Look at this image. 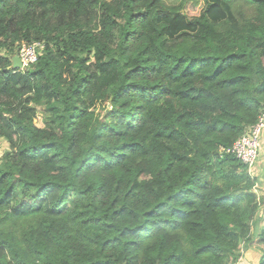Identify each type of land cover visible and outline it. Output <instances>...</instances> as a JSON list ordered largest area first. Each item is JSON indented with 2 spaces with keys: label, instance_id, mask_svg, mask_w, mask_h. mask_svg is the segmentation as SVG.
Segmentation results:
<instances>
[{
  "label": "trees",
  "instance_id": "1",
  "mask_svg": "<svg viewBox=\"0 0 264 264\" xmlns=\"http://www.w3.org/2000/svg\"><path fill=\"white\" fill-rule=\"evenodd\" d=\"M168 1L0 0V264H264V0Z\"/></svg>",
  "mask_w": 264,
  "mask_h": 264
},
{
  "label": "built area",
  "instance_id": "2",
  "mask_svg": "<svg viewBox=\"0 0 264 264\" xmlns=\"http://www.w3.org/2000/svg\"><path fill=\"white\" fill-rule=\"evenodd\" d=\"M42 45L39 43L24 44L18 50L17 56L23 64V70L35 64ZM264 132V112L259 117L258 122L247 128L244 134L228 150H222L233 154L237 159L243 162L253 174L258 165L260 153L262 151V136Z\"/></svg>",
  "mask_w": 264,
  "mask_h": 264
},
{
  "label": "rangeland",
  "instance_id": "3",
  "mask_svg": "<svg viewBox=\"0 0 264 264\" xmlns=\"http://www.w3.org/2000/svg\"><path fill=\"white\" fill-rule=\"evenodd\" d=\"M179 2H180V0H169L168 4H173V3L177 4ZM202 7H203L202 4L194 5V4L190 3L186 6L185 11L187 12V14H189V16H198L201 13ZM37 123L40 127L43 126L42 118H39ZM263 135H264V132H263ZM262 147L264 149V143L263 142H262ZM8 150H9L8 144L5 141L0 139V163L2 161L3 156L5 155V153ZM262 171L263 170H262V168L259 167V162H258L257 167L253 171V176L254 175H261L263 173ZM255 192L257 193L258 196H260L264 199V177L261 178L258 186L255 188ZM263 215H264V201L262 202V205H261L259 217L261 218V216H263ZM263 225H264V222L262 223V226ZM256 247L257 246H255V245H253L251 247H247L246 245H243L242 249H241V253H242L241 260L245 261L246 264H254L253 259L251 257H254L255 255L257 256V253H260L258 247L257 248ZM251 251L253 253H250Z\"/></svg>",
  "mask_w": 264,
  "mask_h": 264
},
{
  "label": "crops",
  "instance_id": "4",
  "mask_svg": "<svg viewBox=\"0 0 264 264\" xmlns=\"http://www.w3.org/2000/svg\"><path fill=\"white\" fill-rule=\"evenodd\" d=\"M262 142L264 143V135L262 136ZM259 167L262 168V170H263L262 172H263V173H262L261 175H254V176L258 179L257 186H258V184H259L261 178L264 177V149H263V147H262V151H261V153H260ZM257 186H256V187H257ZM259 197H260V196H259ZM260 198H262V197H260ZM262 200L264 201L263 198H262ZM261 219L264 220V215L261 216ZM262 223H263V221L261 222V225H260V226H262ZM242 262H243V263H242ZM239 264H246V262L241 260Z\"/></svg>",
  "mask_w": 264,
  "mask_h": 264
},
{
  "label": "water",
  "instance_id": "5",
  "mask_svg": "<svg viewBox=\"0 0 264 264\" xmlns=\"http://www.w3.org/2000/svg\"><path fill=\"white\" fill-rule=\"evenodd\" d=\"M13 70H23V64L18 56L13 57Z\"/></svg>",
  "mask_w": 264,
  "mask_h": 264
},
{
  "label": "clouds",
  "instance_id": "6",
  "mask_svg": "<svg viewBox=\"0 0 264 264\" xmlns=\"http://www.w3.org/2000/svg\"><path fill=\"white\" fill-rule=\"evenodd\" d=\"M17 56V55H16Z\"/></svg>",
  "mask_w": 264,
  "mask_h": 264
}]
</instances>
